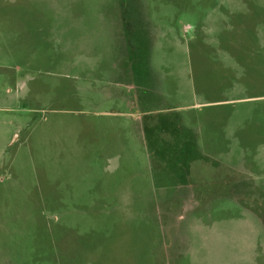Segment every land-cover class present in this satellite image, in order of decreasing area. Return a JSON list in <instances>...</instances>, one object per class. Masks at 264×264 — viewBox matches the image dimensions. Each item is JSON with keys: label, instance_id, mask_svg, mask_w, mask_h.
I'll use <instances>...</instances> for the list:
<instances>
[{"label": "rangeland", "instance_id": "rangeland-1", "mask_svg": "<svg viewBox=\"0 0 264 264\" xmlns=\"http://www.w3.org/2000/svg\"><path fill=\"white\" fill-rule=\"evenodd\" d=\"M263 36L264 0H0V264H264Z\"/></svg>", "mask_w": 264, "mask_h": 264}, {"label": "trees", "instance_id": "trees-1", "mask_svg": "<svg viewBox=\"0 0 264 264\" xmlns=\"http://www.w3.org/2000/svg\"><path fill=\"white\" fill-rule=\"evenodd\" d=\"M184 129V128H183ZM187 129V128H185ZM189 130V129H187ZM192 135V133H190ZM196 136H195V132L193 130V152H190L189 148L191 144V142H187V140H185V138H182L183 142L180 143L179 146H177L176 143L172 144L171 147L173 148L172 151L177 152L179 155H182V158H189L191 160V158H193V161L195 160H199L202 159L205 161V157L204 156H200L198 151H197V147H196V140H195ZM185 157V158H184Z\"/></svg>", "mask_w": 264, "mask_h": 264}, {"label": "crops", "instance_id": "crops-1", "mask_svg": "<svg viewBox=\"0 0 264 264\" xmlns=\"http://www.w3.org/2000/svg\"><path fill=\"white\" fill-rule=\"evenodd\" d=\"M263 37H264V36H263ZM260 44L264 47V39L261 38V40H260ZM260 78H262V77H260ZM261 82H263V80H261ZM253 97L264 98V90H261V91L259 92L258 95H255V96H253ZM227 100H229V99H223V100H221V101H227ZM214 102H216V101H214ZM181 122H182V121H181ZM179 126H181V127H187L188 129H190V130H192V131H193V129H194V127H192V126H186V125H184L183 123H182V124H179Z\"/></svg>", "mask_w": 264, "mask_h": 264}]
</instances>
